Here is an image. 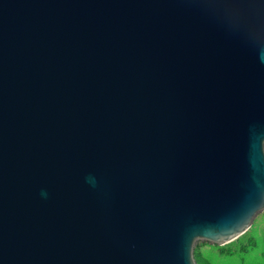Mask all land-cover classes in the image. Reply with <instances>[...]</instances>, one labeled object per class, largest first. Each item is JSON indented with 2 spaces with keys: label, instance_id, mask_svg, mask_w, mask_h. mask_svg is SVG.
Wrapping results in <instances>:
<instances>
[{
  "label": "water",
  "instance_id": "obj_1",
  "mask_svg": "<svg viewBox=\"0 0 264 264\" xmlns=\"http://www.w3.org/2000/svg\"><path fill=\"white\" fill-rule=\"evenodd\" d=\"M264 211V0H0V264H197Z\"/></svg>",
  "mask_w": 264,
  "mask_h": 264
},
{
  "label": "rangeland",
  "instance_id": "obj_2",
  "mask_svg": "<svg viewBox=\"0 0 264 264\" xmlns=\"http://www.w3.org/2000/svg\"><path fill=\"white\" fill-rule=\"evenodd\" d=\"M229 243L241 244L244 248L238 253L221 249ZM229 243L218 246L199 241L194 252H199L210 264H264V211L254 218L245 233Z\"/></svg>",
  "mask_w": 264,
  "mask_h": 264
},
{
  "label": "trees",
  "instance_id": "obj_3",
  "mask_svg": "<svg viewBox=\"0 0 264 264\" xmlns=\"http://www.w3.org/2000/svg\"><path fill=\"white\" fill-rule=\"evenodd\" d=\"M246 239V238H245ZM246 242L248 243L247 239ZM244 246L241 244H236V243H229L224 246V248H221L223 250H227L232 253H238L243 249ZM194 258L196 260L197 264H210L206 258H204L199 252H194Z\"/></svg>",
  "mask_w": 264,
  "mask_h": 264
}]
</instances>
